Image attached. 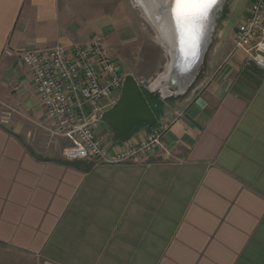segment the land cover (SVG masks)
Here are the masks:
<instances>
[{"label": "crops", "instance_id": "crops-1", "mask_svg": "<svg viewBox=\"0 0 264 264\" xmlns=\"http://www.w3.org/2000/svg\"><path fill=\"white\" fill-rule=\"evenodd\" d=\"M107 1L0 0V104L15 111L0 123V246L15 264H264V72L229 56L237 25L183 108L128 139L168 125L137 162L30 148L49 125L20 56L97 38L129 47L126 8Z\"/></svg>", "mask_w": 264, "mask_h": 264}, {"label": "built area", "instance_id": "built-area-1", "mask_svg": "<svg viewBox=\"0 0 264 264\" xmlns=\"http://www.w3.org/2000/svg\"><path fill=\"white\" fill-rule=\"evenodd\" d=\"M236 52L244 55L246 65L264 72V0H252L238 23L229 56ZM20 60L45 110V131L66 142L65 160L117 166L137 162L161 146L165 123L141 141L114 143L98 136L102 116L116 104L124 80L102 39L27 52ZM13 114L10 108L0 113V123L7 125Z\"/></svg>", "mask_w": 264, "mask_h": 264}, {"label": "rangeland", "instance_id": "rangeland-1", "mask_svg": "<svg viewBox=\"0 0 264 264\" xmlns=\"http://www.w3.org/2000/svg\"><path fill=\"white\" fill-rule=\"evenodd\" d=\"M251 2L252 0H221L216 5L212 15L209 34L210 41L201 59V64L186 79L181 91L171 83L165 88L166 95L159 89H152L153 83L166 71L168 56L166 50L156 40L154 30L135 0L107 1L111 8L119 5H123L126 8L125 15L121 19L129 21L136 32L135 41L129 47L119 52L111 48H109V51L113 55L121 75L124 78L131 76L137 82L141 91L153 106L155 116L158 119L163 113L164 108H169L171 111L172 108L180 111L186 102L202 88L212 71L210 56L218 36L221 34V38L223 39L231 36L236 25L246 15ZM159 103L162 106L158 107L157 104ZM8 108L7 105L0 104V113L6 112ZM98 136L103 141L122 143L116 139L114 133L103 121L100 124ZM33 138V134L28 138L31 149L38 151L41 148L45 149L44 147H47L45 149L47 156L51 158L60 157L64 145L60 139L51 138L45 132L40 135V142H37V144ZM16 258L14 251L5 246H0V264H15L11 260Z\"/></svg>", "mask_w": 264, "mask_h": 264}, {"label": "bare ground", "instance_id": "bare-ground-1", "mask_svg": "<svg viewBox=\"0 0 264 264\" xmlns=\"http://www.w3.org/2000/svg\"><path fill=\"white\" fill-rule=\"evenodd\" d=\"M218 1L219 0H217L216 5L218 4ZM135 2L142 10L146 20L154 30L156 40L166 50L168 56L166 71L159 76L155 83H153L151 86L152 89H159L166 95L165 88L171 83L181 91L187 77L185 74H187L190 66L198 61L200 51L209 40V31L212 21L210 12L208 13L207 18L201 22L198 28L199 38L195 42V47H192L191 42L187 37H182L180 29L177 28L175 20L172 18L170 12L172 0H135ZM216 5L212 9L213 11L215 10ZM178 40L186 42L187 47L185 55H187L188 58L185 56L187 58H184L185 62L176 69L174 65L176 62V42ZM194 53L197 54L193 60L191 57L194 56ZM164 83L165 85H163Z\"/></svg>", "mask_w": 264, "mask_h": 264}, {"label": "water", "instance_id": "water-1", "mask_svg": "<svg viewBox=\"0 0 264 264\" xmlns=\"http://www.w3.org/2000/svg\"><path fill=\"white\" fill-rule=\"evenodd\" d=\"M220 1L221 0H219L218 3ZM210 15L212 18L213 10L210 11ZM209 41L210 40L207 41V44L204 45L203 49L200 51L198 61L196 63L194 62L188 69L187 74H185L187 75L186 79L201 64V59L207 49ZM186 47L187 44L183 42V40H178L176 42V62L174 65L176 69L188 58V56L185 55ZM196 54L197 53H194L191 59L193 58L194 60ZM102 121L114 133L117 140L125 141L130 138L134 131L144 126H155L157 118L147 103L137 82L131 76H126L123 80L122 89L116 104L102 116Z\"/></svg>", "mask_w": 264, "mask_h": 264}, {"label": "snow or ice", "instance_id": "snow-or-ice-1", "mask_svg": "<svg viewBox=\"0 0 264 264\" xmlns=\"http://www.w3.org/2000/svg\"><path fill=\"white\" fill-rule=\"evenodd\" d=\"M216 3L217 0H172V18L182 37H187L192 47H195L199 38L198 28L201 22L207 18Z\"/></svg>", "mask_w": 264, "mask_h": 264}, {"label": "trees", "instance_id": "trees-1", "mask_svg": "<svg viewBox=\"0 0 264 264\" xmlns=\"http://www.w3.org/2000/svg\"><path fill=\"white\" fill-rule=\"evenodd\" d=\"M143 95L145 96L144 93H143ZM145 98H146V97H145ZM146 101H147V103L149 104V106L151 107V109L153 110V113H154L153 106L151 105V103H149V101L147 100V98H146ZM157 106L160 107V106H162V105L159 103V104H157ZM154 114H155V113H154ZM134 132H135V131H134ZM134 132H133V133H134ZM132 135H133V134H132ZM132 135H131V136H132ZM131 136H130V137H131Z\"/></svg>", "mask_w": 264, "mask_h": 264}]
</instances>
